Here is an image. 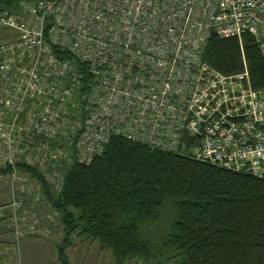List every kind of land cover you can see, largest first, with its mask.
Masks as SVG:
<instances>
[{"label": "built area", "instance_id": "obj_1", "mask_svg": "<svg viewBox=\"0 0 264 264\" xmlns=\"http://www.w3.org/2000/svg\"><path fill=\"white\" fill-rule=\"evenodd\" d=\"M213 33L238 38L241 69L204 59ZM244 33L264 56V0L0 8V164L12 165V218L26 194L12 182L17 160L41 167L74 154L89 162L113 135L263 175L264 87L252 85Z\"/></svg>", "mask_w": 264, "mask_h": 264}, {"label": "trees", "instance_id": "obj_2", "mask_svg": "<svg viewBox=\"0 0 264 264\" xmlns=\"http://www.w3.org/2000/svg\"><path fill=\"white\" fill-rule=\"evenodd\" d=\"M17 2L0 0V8ZM242 40L252 85L264 87V56L251 34ZM203 56L224 72L242 67L235 36L213 33ZM16 167L38 180L51 212L60 217V264H73L66 249L75 233L98 239L120 262L264 264V174L121 135L111 136L89 162L72 154L68 161L47 163L45 171L23 160ZM11 170L0 164V174Z\"/></svg>", "mask_w": 264, "mask_h": 264}, {"label": "rangeland", "instance_id": "obj_3", "mask_svg": "<svg viewBox=\"0 0 264 264\" xmlns=\"http://www.w3.org/2000/svg\"><path fill=\"white\" fill-rule=\"evenodd\" d=\"M41 168L45 171L46 165H42ZM16 174L19 175L18 179L13 177L15 180L12 182L26 190L20 213L18 211L22 218L19 216L18 219L12 218L10 205L12 192L11 194L5 192L8 188L11 191L12 177L10 174L9 176L0 174V261L5 264L2 250L5 238L7 241L10 239L8 232H12L11 242L14 246L11 251L15 257L13 264H60L56 248V244L63 237L60 217L58 213L51 212L36 178L23 170H18ZM7 195L9 200H6ZM5 211H8V214H4ZM15 221L22 232L19 236L15 234ZM66 252L73 264H148L138 258H125L120 262L111 249L100 246L98 239L76 233L72 234V244L67 247ZM161 264L170 263L166 261Z\"/></svg>", "mask_w": 264, "mask_h": 264}, {"label": "crops", "instance_id": "obj_4", "mask_svg": "<svg viewBox=\"0 0 264 264\" xmlns=\"http://www.w3.org/2000/svg\"><path fill=\"white\" fill-rule=\"evenodd\" d=\"M6 175H8L9 176V174L8 173H6ZM7 194H11V191H10V189L8 188V190L7 191H5ZM12 197V196H11ZM11 199V198H10ZM6 200H9V196L7 195V197H6ZM4 214H8V211H5V213ZM8 233H10V239L7 241V239L5 238V240L6 241H4V244H5V246L3 247V250H2V256H3V258H4V261H5V264H8L7 262H10V264H13L14 262H15V257H14V253L11 251L12 250V247L14 246L13 244H12V242H11V235H13L12 234V232H8ZM3 260V259H2ZM17 261V260H16ZM0 264H2V262L0 261ZM4 264V263H3Z\"/></svg>", "mask_w": 264, "mask_h": 264}]
</instances>
